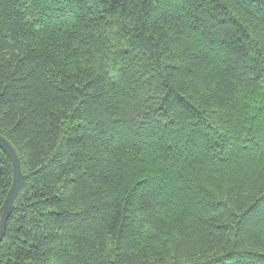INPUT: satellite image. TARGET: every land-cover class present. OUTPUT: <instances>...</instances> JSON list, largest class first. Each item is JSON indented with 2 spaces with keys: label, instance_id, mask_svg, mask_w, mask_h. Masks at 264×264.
Masks as SVG:
<instances>
[{
  "label": "trees",
  "instance_id": "obj_1",
  "mask_svg": "<svg viewBox=\"0 0 264 264\" xmlns=\"http://www.w3.org/2000/svg\"><path fill=\"white\" fill-rule=\"evenodd\" d=\"M0 134V264H264V0H0Z\"/></svg>",
  "mask_w": 264,
  "mask_h": 264
},
{
  "label": "water",
  "instance_id": "obj_2",
  "mask_svg": "<svg viewBox=\"0 0 264 264\" xmlns=\"http://www.w3.org/2000/svg\"><path fill=\"white\" fill-rule=\"evenodd\" d=\"M0 149L7 155L12 166V182L0 207V243L2 242L8 220L23 186V174L19 154L15 147L0 134Z\"/></svg>",
  "mask_w": 264,
  "mask_h": 264
}]
</instances>
